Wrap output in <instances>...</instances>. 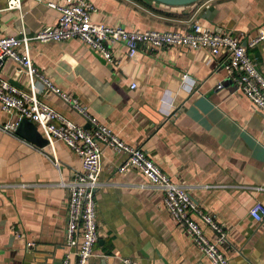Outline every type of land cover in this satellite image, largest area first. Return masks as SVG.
I'll use <instances>...</instances> for the list:
<instances>
[{"label": "crops", "instance_id": "crops-1", "mask_svg": "<svg viewBox=\"0 0 264 264\" xmlns=\"http://www.w3.org/2000/svg\"><path fill=\"white\" fill-rule=\"evenodd\" d=\"M87 1L97 8L93 21L127 30L186 32L198 22L246 44L264 27V0H199L182 6L155 0ZM20 2L21 9L9 10L6 0H0V36L20 37L23 29L33 34L59 17L45 2ZM208 8L211 20L203 18ZM108 47L112 62L75 38L31 40L29 55L54 85L127 144L141 147L224 227L227 264H264V219L256 222L248 212L255 202L264 204V112L236 88L222 66L224 56H212L207 64L205 50L185 46H141L132 57L119 42ZM246 52L264 76V43L246 47ZM0 73L27 88V74L13 60L5 59ZM182 74L196 82L190 93L181 87ZM219 82L223 86L217 89ZM38 87L40 100L70 121L89 126L57 95ZM16 121V114L0 109V264H61L65 257L75 264L65 244L69 191L60 182L80 170L81 160L55 139L57 168L49 160L48 142L40 148L1 129ZM123 158L102 147L95 191L99 239L87 264H124L122 258L133 264H211L172 218L162 190L137 170L118 171ZM203 229L213 238L209 228Z\"/></svg>", "mask_w": 264, "mask_h": 264}, {"label": "built area", "instance_id": "built-area-1", "mask_svg": "<svg viewBox=\"0 0 264 264\" xmlns=\"http://www.w3.org/2000/svg\"><path fill=\"white\" fill-rule=\"evenodd\" d=\"M45 2L48 7L59 12L55 24L47 25L33 34L26 29L20 30L21 36H0V72L3 61L11 59L21 66L28 77L26 89L20 88L1 77L0 73V109L16 114V122H7L1 129L13 133L22 119L32 121L43 132L50 144L52 153L50 162L59 168L54 154L53 141L62 140L74 150L81 160V168L75 171L67 182L60 184L69 191L65 227V244L75 255V264H87L97 243L98 225L96 222L95 191L100 185L99 175L102 170V147H109L124 158L118 166L119 172L128 169L139 171L149 182L163 192V203L172 218L181 224L192 236L197 248L205 254L211 264H227L228 258L222 250L227 242L226 231L213 216L205 213L190 196L185 186L177 184L164 173L141 147L127 144L106 125L90 114L87 107L79 100L68 95L54 85L33 64L29 55V42L62 41L79 39L89 48L98 51L108 62L113 56L108 44L121 43L126 48L128 57L134 56L141 46L163 49L169 46H185L194 50H205V62L212 56L223 55L222 66L236 88L247 96L258 110L264 112V76L254 67L246 52V47L264 43V27L257 29V34L246 44L227 32H217L213 28L194 22L186 32L157 30H127L120 26H110L92 20L97 8L87 0H35ZM7 9H21L20 0H6ZM18 48H22L20 53ZM146 48V49H147ZM195 80L182 74L181 87L190 93L195 87ZM57 95L64 103L86 120L87 128L70 121L38 97L39 87ZM222 83L216 85L222 88ZM135 83L131 84V88ZM250 217L256 222L264 219V204L255 202L249 208ZM204 227L213 233L210 238L204 233ZM32 246V242H27ZM124 264H133L128 258H122ZM61 264H68L65 257Z\"/></svg>", "mask_w": 264, "mask_h": 264}, {"label": "water", "instance_id": "water-1", "mask_svg": "<svg viewBox=\"0 0 264 264\" xmlns=\"http://www.w3.org/2000/svg\"><path fill=\"white\" fill-rule=\"evenodd\" d=\"M163 4L173 5V6H182L197 2L199 0H155ZM212 8H208L203 14V18H208L211 20L209 16V12ZM15 134L21 136L27 141L33 143L35 146L43 147L47 144V139L42 137L41 133L38 131L37 126L28 119H22L17 124L15 130Z\"/></svg>", "mask_w": 264, "mask_h": 264}]
</instances>
